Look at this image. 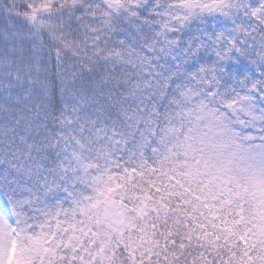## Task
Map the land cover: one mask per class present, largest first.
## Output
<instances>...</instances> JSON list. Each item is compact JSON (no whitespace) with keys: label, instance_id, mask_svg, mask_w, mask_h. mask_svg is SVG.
I'll return each instance as SVG.
<instances>
[{"label":"snow or ice","instance_id":"obj_1","mask_svg":"<svg viewBox=\"0 0 264 264\" xmlns=\"http://www.w3.org/2000/svg\"><path fill=\"white\" fill-rule=\"evenodd\" d=\"M0 264H264V0H0Z\"/></svg>","mask_w":264,"mask_h":264}]
</instances>
